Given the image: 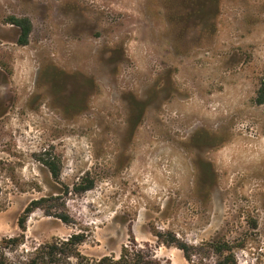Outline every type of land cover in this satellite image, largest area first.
Listing matches in <instances>:
<instances>
[{
  "label": "rangeland",
  "instance_id": "obj_1",
  "mask_svg": "<svg viewBox=\"0 0 264 264\" xmlns=\"http://www.w3.org/2000/svg\"><path fill=\"white\" fill-rule=\"evenodd\" d=\"M13 15L32 20L25 45ZM263 74L264 0H0V236L54 194L72 221L37 209L23 247L83 231L91 256L135 238L199 264L169 231L264 264Z\"/></svg>",
  "mask_w": 264,
  "mask_h": 264
},
{
  "label": "trees",
  "instance_id": "obj_2",
  "mask_svg": "<svg viewBox=\"0 0 264 264\" xmlns=\"http://www.w3.org/2000/svg\"><path fill=\"white\" fill-rule=\"evenodd\" d=\"M8 21L19 27L18 43L27 44L33 30L31 18L13 15L8 18ZM253 101L258 105L264 104V74ZM43 160L48 165L52 176L59 179L60 166L50 159ZM93 186L94 181L85 177L76 183L73 189L84 192ZM68 191L69 189L66 190ZM59 199L58 195L50 194L34 199L27 205L18 220L21 232L13 236H0V264H162L152 253L140 247L135 238L131 243H125L119 254L88 255L81 249V245L87 240V235L83 231H74L68 236L55 237L32 247H23L29 216L37 209L43 208L47 215H55L67 223L72 221L69 213L62 210ZM154 234L159 241L175 244L182 249L189 261L193 262L194 257H199V264H207L204 262L205 258L215 257V264H238L235 246L224 237L193 245L169 231H154Z\"/></svg>",
  "mask_w": 264,
  "mask_h": 264
}]
</instances>
